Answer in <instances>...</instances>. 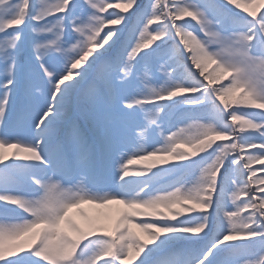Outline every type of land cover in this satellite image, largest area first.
I'll return each instance as SVG.
<instances>
[{"label": "snow or ice", "instance_id": "1", "mask_svg": "<svg viewBox=\"0 0 264 264\" xmlns=\"http://www.w3.org/2000/svg\"><path fill=\"white\" fill-rule=\"evenodd\" d=\"M262 10L0 0V264H264Z\"/></svg>", "mask_w": 264, "mask_h": 264}, {"label": "rangeland", "instance_id": "2", "mask_svg": "<svg viewBox=\"0 0 264 264\" xmlns=\"http://www.w3.org/2000/svg\"><path fill=\"white\" fill-rule=\"evenodd\" d=\"M159 147V145H158ZM8 151H12L11 149H9ZM134 167V166H133ZM85 207H91V206H85ZM115 207V206H114ZM138 219H147L146 217H138Z\"/></svg>", "mask_w": 264, "mask_h": 264}, {"label": "trees", "instance_id": "3", "mask_svg": "<svg viewBox=\"0 0 264 264\" xmlns=\"http://www.w3.org/2000/svg\"><path fill=\"white\" fill-rule=\"evenodd\" d=\"M211 70V69H210Z\"/></svg>", "mask_w": 264, "mask_h": 264}]
</instances>
